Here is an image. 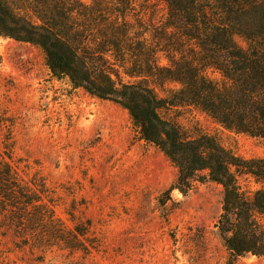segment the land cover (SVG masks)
Returning a JSON list of instances; mask_svg holds the SVG:
<instances>
[{
  "label": "trees",
  "instance_id": "trees-1",
  "mask_svg": "<svg viewBox=\"0 0 264 264\" xmlns=\"http://www.w3.org/2000/svg\"><path fill=\"white\" fill-rule=\"evenodd\" d=\"M160 1L166 17L154 23L134 14V0H0V37L38 46L55 77L126 109L140 137L177 167L180 187L196 177L223 187L216 228L226 264L264 258V159L243 158L168 113L193 106L231 132L264 137V0ZM240 174L261 187L247 194ZM40 193L0 144L3 228L32 238L38 205L49 209ZM44 217L48 232L66 239Z\"/></svg>",
  "mask_w": 264,
  "mask_h": 264
},
{
  "label": "rangeland",
  "instance_id": "rangeland-1",
  "mask_svg": "<svg viewBox=\"0 0 264 264\" xmlns=\"http://www.w3.org/2000/svg\"><path fill=\"white\" fill-rule=\"evenodd\" d=\"M134 2L135 15L164 21V2ZM168 113L243 158L264 159V137L231 132L193 106ZM0 126V144L11 146L15 167L40 185L49 207L38 205L30 239L3 228L10 222L0 217V264L227 263L216 228L223 187L199 177L180 187L177 167L140 137L126 109L55 77L38 46L2 37ZM238 181L247 194L261 187L246 174ZM43 215L66 239L48 232ZM233 264H264V258Z\"/></svg>",
  "mask_w": 264,
  "mask_h": 264
},
{
  "label": "water",
  "instance_id": "water-1",
  "mask_svg": "<svg viewBox=\"0 0 264 264\" xmlns=\"http://www.w3.org/2000/svg\"><path fill=\"white\" fill-rule=\"evenodd\" d=\"M178 193H179V192H177V191L173 192V196H174V197L177 196Z\"/></svg>",
  "mask_w": 264,
  "mask_h": 264
},
{
  "label": "bare ground",
  "instance_id": "bare-ground-1",
  "mask_svg": "<svg viewBox=\"0 0 264 264\" xmlns=\"http://www.w3.org/2000/svg\"><path fill=\"white\" fill-rule=\"evenodd\" d=\"M177 195H179V194H177Z\"/></svg>",
  "mask_w": 264,
  "mask_h": 264
}]
</instances>
